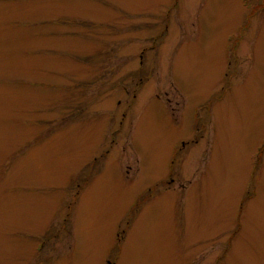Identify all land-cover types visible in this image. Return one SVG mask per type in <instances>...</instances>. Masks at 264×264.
<instances>
[{
  "label": "rangeland",
  "instance_id": "obj_1",
  "mask_svg": "<svg viewBox=\"0 0 264 264\" xmlns=\"http://www.w3.org/2000/svg\"><path fill=\"white\" fill-rule=\"evenodd\" d=\"M107 258L264 264V0H0V264Z\"/></svg>",
  "mask_w": 264,
  "mask_h": 264
},
{
  "label": "flooded vegetation",
  "instance_id": "obj_2",
  "mask_svg": "<svg viewBox=\"0 0 264 264\" xmlns=\"http://www.w3.org/2000/svg\"><path fill=\"white\" fill-rule=\"evenodd\" d=\"M191 142H195V143H198V140H197V138H196V136H195V138H192L191 139ZM189 146L190 145V141L188 140V141H186V140H184L183 139V141H181V147H179V148H177V152H176V154H179V152H180V150L182 149V148H185L186 146ZM175 154V155H176ZM109 258V257H108ZM106 259V261H107V264H115L116 263V261H117V259L114 261V258L113 259ZM113 260V261H112Z\"/></svg>",
  "mask_w": 264,
  "mask_h": 264
}]
</instances>
